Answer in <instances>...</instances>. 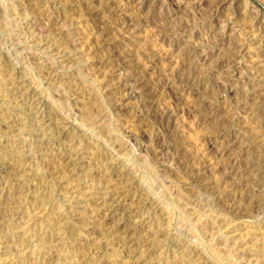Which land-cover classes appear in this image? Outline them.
<instances>
[{"label": "rangeland", "instance_id": "rangeland-1", "mask_svg": "<svg viewBox=\"0 0 264 264\" xmlns=\"http://www.w3.org/2000/svg\"><path fill=\"white\" fill-rule=\"evenodd\" d=\"M0 264H264V0H0Z\"/></svg>", "mask_w": 264, "mask_h": 264}, {"label": "bare ground", "instance_id": "bare-ground-1", "mask_svg": "<svg viewBox=\"0 0 264 264\" xmlns=\"http://www.w3.org/2000/svg\"><path fill=\"white\" fill-rule=\"evenodd\" d=\"M192 67V66H191ZM188 72V71H187ZM193 72V71H192ZM139 74V73H138ZM130 80V79H129ZM250 106V105H249ZM252 106V105H251ZM198 181V180H197ZM262 258V257H261Z\"/></svg>", "mask_w": 264, "mask_h": 264}]
</instances>
